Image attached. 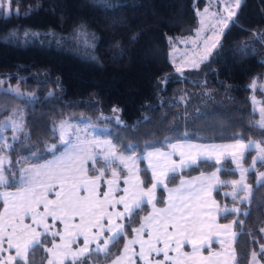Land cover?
I'll use <instances>...</instances> for the list:
<instances>
[{"label":"trees","instance_id":"1","mask_svg":"<svg viewBox=\"0 0 264 264\" xmlns=\"http://www.w3.org/2000/svg\"><path fill=\"white\" fill-rule=\"evenodd\" d=\"M204 5L206 0H11L10 12L0 14V80L16 84L20 94L0 90V120L23 107L28 136L7 151L10 158L32 154L34 161L25 162L39 163L50 156L47 145L58 141V121L94 118L111 109L117 110L119 134L133 143L184 136L262 144L264 130L250 97L255 81L264 107V0H242L213 55L179 74L168 62L167 38L191 35L196 10ZM79 28L88 34L86 46L75 36ZM177 96H184V104L174 101ZM252 154L250 149L245 163ZM216 167L212 160H199L180 176ZM255 167L264 171V161ZM225 168L218 171L223 181L236 176ZM249 176L247 202L223 195L222 184L213 197L225 209H239L218 218L232 224L236 264H249L253 252L264 264V180L256 183L252 171ZM10 185L5 188H16ZM142 213L135 212L127 224H137ZM41 240L30 250L28 264H44L51 238ZM122 242V236L113 242L115 249L101 263L118 254Z\"/></svg>","mask_w":264,"mask_h":264},{"label":"snow or ice","instance_id":"2","mask_svg":"<svg viewBox=\"0 0 264 264\" xmlns=\"http://www.w3.org/2000/svg\"><path fill=\"white\" fill-rule=\"evenodd\" d=\"M241 0H235V7L225 5L228 9V19H221L223 29L228 27V22L236 16V10L240 7ZM5 3H7L10 10L11 0H0V14L4 13ZM208 9H205L207 12ZM219 41H217V44ZM217 44H213L212 47H216ZM179 70V69H178ZM113 111H117L113 109ZM259 127L264 130V117L259 124ZM73 125L68 121H62L60 124L61 134L60 140L64 145V151L59 157L53 161H49L47 164L41 165V168L47 169L46 175L54 180L60 182V191L56 193V200L47 199L44 193L38 192L34 185L39 182V172L36 176H32L29 170H25L21 173V183L23 187V196L19 203H13V211L7 213L6 216H0V253L5 251L3 245L6 242L8 249L15 248V256L9 255L7 259H4L0 255V264H19L20 260L24 261V264H28V255L30 250L36 245L43 243L41 237L43 235L51 234L53 237L60 235L62 244H56L53 242L51 248H45L44 250L52 255H60L59 251L53 252V249H63L64 255H72L74 257L73 264L76 259L83 256L84 253L89 251L90 241H97V250L103 252L106 250L110 243L115 241L117 237L123 232L125 225L118 223L117 221L123 220L125 217H132L137 209H140L144 203L153 205V212L149 216L145 217L149 224H155V234L148 233L149 239L141 242V259L144 258V244L147 243L149 250H154L157 255L163 252L164 259L172 261V264H227L228 259L235 260L236 256L234 252L221 253L211 250V237L213 234L224 232L227 233L231 230L232 224H217L211 211L205 212L204 209L210 206L218 205L214 200L209 201L205 197L211 195V187L204 184H200L199 187L192 188L187 192H182L179 188L170 190L168 207L157 209L154 201H156V190L160 185L167 187L166 181L170 179L169 173H174L177 169L187 166V162L195 164L196 158L192 153L195 152L201 159H211L214 153L219 152L223 155L225 152H230L233 157V163L237 164V168L241 165L238 160H243L245 151L252 147V142L249 141L245 144L241 139L237 138L234 144L229 145H199L192 143H169V147L172 151H161L160 148H154L153 151H148L146 155L137 154L133 157L132 153L137 151L136 146H126L127 156L123 155L125 149H121L118 154L116 146L112 144L111 140L103 141V144L107 146V151L101 146L100 141L97 139L96 144L100 147V152L104 154L105 164L111 165L112 161L119 158L122 162L125 160H131L134 164L139 159H147L149 162V168L152 169V184L150 187H142V181H139V176H136V181L130 184L129 178H124V184L129 185L123 188V195L116 196L118 191L116 186V180L119 179L117 172L114 170L112 175L115 179L108 180V190L103 191L100 189L98 181L105 172L103 166L100 167V175L89 177L86 175L87 169L84 168L83 162L91 159L93 164L96 163V156L94 149L85 139H81L79 136V128L75 131H70ZM75 137V140L73 139ZM153 146V145H149ZM55 145L49 148L50 151L55 149ZM185 149L188 150L187 154ZM255 149L257 156L254 157L253 163L256 160L264 161V146L261 142L255 143ZM35 155V153H34ZM173 155H179L181 157L180 163L176 164L172 160ZM187 155V159H185ZM155 158L156 163H153ZM161 159L166 163L160 164ZM80 161V163H76ZM72 162L73 167H68V163ZM220 160L217 159L216 163L220 164ZM159 170V171H158ZM139 170L137 169V172ZM219 171V169H217ZM246 171V170H245ZM8 170L3 167V161L0 160V186H7L9 183ZM213 177H216V173H212ZM260 180H264V172L258 174ZM223 183V182H220ZM184 184V181H181ZM233 187V195L237 190L245 191L249 194L252 191V186L244 182V177H241L240 181H231ZM243 184V188H238ZM175 194V196H174ZM5 204L8 203L9 196L16 194L4 193ZM146 198V200H145ZM248 197H245L247 199ZM179 201V202H177ZM43 205V213H38L36 208ZM117 205L123 206V211L115 210ZM109 209H112L110 211ZM22 213H32V222L36 227L26 225L23 222V216L19 215L18 211ZM225 212L229 211L224 209ZM231 211L238 212V208H234ZM51 217L53 223L59 220L64 224L65 234L57 232H51V225L46 222L47 217ZM79 218V222L75 223V218ZM207 217V218H206ZM105 220L107 225H105ZM236 223V221H233ZM43 226L44 232H40L38 229ZM144 228V224L141 223L139 229H133V232H141ZM171 229V231H169ZM95 230V231H93ZM264 230V229H262ZM105 233H110L106 239L103 240L102 245L99 243V238ZM83 235L84 246L76 251L72 250L71 245L74 243L73 237ZM235 235V234H233ZM5 236L7 239L5 240ZM223 246L227 241H219ZM156 243H163L164 248L156 247ZM185 243L191 244V253H182L181 248ZM173 244L175 247H173ZM208 246V254L202 255L201 248ZM128 245L125 244V251H127ZM170 251L177 253L175 257L169 255ZM261 253L264 254V245L261 246ZM253 260L255 264H261L256 259L257 254L254 252ZM119 259L113 261V264H119ZM48 264H53L50 259ZM157 264H163L162 261H157Z\"/></svg>","mask_w":264,"mask_h":264},{"label":"rangeland","instance_id":"3","mask_svg":"<svg viewBox=\"0 0 264 264\" xmlns=\"http://www.w3.org/2000/svg\"><path fill=\"white\" fill-rule=\"evenodd\" d=\"M242 1V0H241ZM241 3V2H240ZM225 5H230L233 8L235 7V0H206V5H204L201 8H197L196 10V16H197V26L194 29L193 33L188 36L184 37H176V36H170L167 38L168 43V51H167V59L168 62L171 63L174 66V69L177 73H182L184 70L187 69H193L197 68L201 63L207 61L213 53L216 51L220 44V40L222 37L221 28L223 27L222 23L220 22L221 19L227 20L228 19V9L225 7ZM208 9L207 12H205V9ZM237 12V9H235ZM10 10L8 8L7 3H5L4 7V14L9 13ZM233 19V18H232ZM231 21L228 22V25ZM226 28L223 29V32ZM88 34H86L82 28H79V30L76 32V37H81L83 46L88 45L89 39ZM217 41L219 43L217 44ZM213 44H217L216 47H212ZM179 69V70H178ZM6 80H0V90H6L11 91L16 94H20V89L16 84H9L5 82ZM257 84L254 81L251 84V97L250 102L252 109L258 113L260 117V122L262 121L263 115V106H262V100L261 98L256 94L255 88ZM184 96H177L174 98L175 102H179L184 104ZM62 121H68L73 125V128L70 129V131H75L76 128H79V136L81 139H85L88 144L92 146L95 153H98L96 156V163L93 164V161L91 159L87 160L86 162H83V166L85 169H87L86 175L89 177L100 175V167L103 166L105 168L104 174L101 176L100 181H98L100 189L103 191L108 190V184L106 181L115 179L112 175L113 171L115 170L119 176V179L116 180V186L118 187V191L115 193V195L118 197L120 195H123V188L128 187L129 185L124 184V178H129L130 184L136 181V176H139V181H142L141 184L142 187H150L152 184V169L149 168V162L147 159H139L134 164L131 160H125L121 161L119 158H116L112 161L111 165L105 164V161L103 159L104 154L103 152H100V147L97 146L96 140L98 139L101 143V146L105 148V151H107V146L103 144V141L105 140H111L112 144L116 146V149L118 150V154L120 153V150L123 148L125 149L123 151V155L127 156L128 153L126 151V146L128 145H134L137 148L136 152H133L132 155L135 157L137 154L146 155L148 151H153L154 148H160L161 151H172V149L169 147V143L172 144H179V143H192V144H199V145H229L234 144L236 141H230V142H224V143H212V142H203L200 140H190L188 138H184V136L180 137H167L162 140H159L158 142L154 141H147V142H141V143H133L131 141H128L121 137V135L118 132V128L116 126L119 124V120L116 114V111L114 112L113 109L110 111L104 113V114H98L94 118L85 117V116H67L63 118L62 120L58 121L55 125V129L58 135V141L55 143H51L47 145V151L50 153V156L46 158L45 160L39 162V163H30L25 161H34V157L32 154H26L24 156L20 155V152L16 153L15 158L11 159L7 151L12 150L14 143L16 141H19L21 139L27 138V131L24 126V110L23 107H15L13 108L6 116H4L0 120V160L3 161V167L8 170V176H9V187H11L12 184H16V188L14 189H8L5 188V186H0V216H6L7 213H11L13 211V203H19L22 196H23V187L24 185L21 183V173L25 170H29L32 176H36L37 172H39V182H37L34 187L38 192L44 193L49 200H56L57 195L56 193L60 191V182L54 181L50 179L46 173L47 169L41 168V165L47 164L49 161L55 160L57 157L61 155V153L64 151V145L61 143L60 140V124ZM75 140V137H73ZM19 143V142H18ZM245 144H248L249 142H244ZM253 143V142H252ZM55 145V149L50 151L49 148L51 146ZM153 145V146H149ZM21 146V145H20ZM264 146V144H262ZM253 147V146H252ZM251 147L245 151L244 159L238 160V163L241 165L240 168H237V164L233 163V157L230 152H225L223 155H220L219 152L214 153L212 155L211 159H201L199 155L195 152L192 153L193 157L196 158V161L199 160H212L216 164V170L209 172V173H201L197 175H184L180 176V174L183 171H187L191 167L195 166V164L191 163V161L187 162V166L183 168L177 167L176 171L174 173H169L170 179L166 181L167 187L164 185H160L156 190V201H154L155 207L157 209H162L168 207V201H169V192L173 189H180L182 192H187L192 188L199 187L200 184H204L206 186L211 187V195L209 197H205L206 199H209V201L214 200L216 202V205H218V209L216 206H210L209 208L204 209L205 212L211 211L213 214V217L215 218V222L217 224H231V223H220L218 221L219 216L223 215L225 213L224 209L227 207L220 206V204L214 199L213 192L220 188V186H225L224 189H222V194L227 195V197L235 199L236 202H247L249 200V193L245 191H239L237 190L236 193L233 195V187L231 184V181L236 180L240 181L241 177H244V182L250 184L251 177L249 176V172L255 173V182L260 183L263 180L259 179L258 174L261 172H264L262 170H257L255 167V164L253 163L254 157L257 156V151L255 147L252 149V156L250 158V162L247 164L245 163L246 160V154L250 151ZM4 151V152H1ZM187 154L188 150H184ZM187 159V155L185 157ZM219 159L221 162L220 164L216 163V160ZM172 160L176 162V164L180 163L181 157L179 155H173ZM10 161H18V163H15L13 165L10 164ZM22 161V162H21ZM257 161L261 160H256ZM76 163H80V161H77ZM153 163H156L155 158H153ZM166 162L161 159L160 164L164 165ZM73 163L69 162L68 167H73ZM228 166L229 168H225ZM13 167V168H12ZM225 168L228 171H235L236 176L233 178H228L225 181H223L219 175L217 169ZM137 169L139 170L137 172ZM246 170V171H245ZM159 171V170H158ZM216 173V177L212 176V173ZM14 181V183H13ZM175 181V182H172ZM181 181H184V184H181ZM223 182V183H220ZM222 184V185H221ZM238 188H243V184L239 185ZM4 193H11L16 194L13 196H9L7 205L5 204V198ZM175 196V194H174ZM245 197H248L245 199ZM146 200V198H145ZM179 202V201H177ZM237 207H231L229 211ZM112 211V209H109ZM117 211H123L122 205H117L116 209ZM19 215L23 216V222L26 225H31L32 227H36V225L32 222V213H22L17 210ZM36 211L38 213H43V205L41 204L36 208ZM143 211L142 214H140L138 218L137 224L128 225V219L129 217H125L123 220L117 221L118 223H122L125 225V228L123 232L117 237V239L122 236L123 242L120 248V251L118 254L110 258L108 261H102L106 258L107 255H109L110 250H112L114 247H112V243L109 244L108 248L104 250L103 252H100L97 250V241H90L89 243V251L84 253L82 257L79 259H76L75 264H113V261L119 259V264H157V261H162L163 264H172V261L165 260L163 252H161L159 255L154 250H149V247L147 243L144 244V252L145 256L143 259L140 257L141 252V242L147 241L149 239L148 233L152 232L155 234V224H149L146 220H144L145 217L149 216L150 213L153 212V205L144 203L143 206L140 209H137L136 212ZM207 218V217H206ZM46 222L48 225H51V232H59L61 234H65V228L64 224L61 223L59 220L55 221L53 223L52 218L49 216L46 218ZM75 223L79 222V218H75ZM141 223L144 224V228L141 232H133V229H139L141 227ZM105 225H107V221L105 220ZM129 227L131 234L130 236L126 235V228ZM40 232H44V227L41 226L38 229ZM95 231V230H93ZM171 231V229H169ZM235 232L232 230L224 233L219 232L216 234H213L211 237L212 243H215L213 245L211 243V250L214 252H221V253H231L234 252L233 247V241L235 238ZM110 235V233H105L99 238V243L102 245L103 240L106 239ZM44 236H48L51 238V242L49 246H45V248H51L53 242L56 244H62L63 242L60 240V235H56L53 237L51 234H45ZM7 237L5 236V240ZM74 243L71 245L72 250L76 251L79 248H83L84 246V237L83 235H78L73 237ZM224 240L227 241L226 245L222 247L221 243L219 241ZM125 244L128 245L127 251H125ZM5 251L3 253H0V255L3 256L4 259H7L9 255L15 256L16 249H8L7 243L5 242L3 245ZM156 247L163 249L164 244L163 243H156ZM173 247L175 245L173 244ZM115 249V248H114ZM59 251L60 255H52L51 253H46V258L44 261V264H48V261L51 259L53 261V264H73L74 257L72 255H64L63 249H53V252ZM209 251L208 246H204L201 248V254L207 255ZM182 253H191L192 252V246L191 244L185 243L183 247L181 248ZM254 253V252H253ZM253 253L250 255L249 264H255V261L253 260ZM169 255L172 257H175L177 255L176 252L170 251ZM236 256V254H235ZM108 259V258H106ZM256 259L258 257L256 256ZM260 261V260H259ZM20 262H24L23 260H20ZM261 262V261H260ZM227 264H236V259L231 260L228 259ZM262 264V262H261Z\"/></svg>","mask_w":264,"mask_h":264},{"label":"crops","instance_id":"4","mask_svg":"<svg viewBox=\"0 0 264 264\" xmlns=\"http://www.w3.org/2000/svg\"><path fill=\"white\" fill-rule=\"evenodd\" d=\"M261 100H262V99H261ZM262 106H263V100H262ZM263 115H264V108H263ZM259 122H260V117H259ZM260 123H261V122H260ZM262 144H264V142H263ZM262 144H261V145H262ZM252 146L255 147V143H254V142L252 143ZM253 147H251V149H253Z\"/></svg>","mask_w":264,"mask_h":264}]
</instances>
